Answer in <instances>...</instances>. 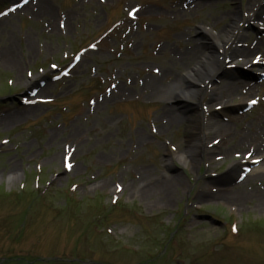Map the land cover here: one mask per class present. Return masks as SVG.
Masks as SVG:
<instances>
[{"label": "rangeland", "instance_id": "rangeland-1", "mask_svg": "<svg viewBox=\"0 0 264 264\" xmlns=\"http://www.w3.org/2000/svg\"><path fill=\"white\" fill-rule=\"evenodd\" d=\"M5 2L0 11L25 0ZM44 2L0 16V264H264V178L250 167L264 156L253 152L264 143V81L251 69L220 74V54L200 93L168 98L213 44L199 27L223 40L240 17L223 54L264 60V8L244 20L264 1ZM195 45L188 63L176 61ZM61 64L71 67L55 79ZM30 80L34 98H7ZM247 100L257 106L243 113ZM168 107L198 112L197 126L168 127ZM190 135L222 151L194 161ZM240 161L241 179L243 166L230 174ZM173 176L169 197L136 194Z\"/></svg>", "mask_w": 264, "mask_h": 264}, {"label": "bare ground", "instance_id": "bare-ground-1", "mask_svg": "<svg viewBox=\"0 0 264 264\" xmlns=\"http://www.w3.org/2000/svg\"><path fill=\"white\" fill-rule=\"evenodd\" d=\"M44 0H30L29 3L27 5H25V7H29V8H34V5H41V4H44ZM24 7V8H25ZM240 17L236 16V20L238 21V23L240 22ZM237 24H234L233 26H231L229 29H226L225 33H224V38L223 40L219 39V36L215 37V36H212L211 34L210 37L212 38L211 42H213L214 44H211L210 47H209V50L206 49L205 51H203L204 53L202 55H200V57L198 56V59L196 61H193L190 62L191 63V67H188L187 70L185 71L186 72V76L184 79H181L180 82L182 83V85H180V87H174V89L177 91V90H181L179 91L178 93H175V92H172L173 95L171 96V94L168 96L169 99H172L173 100V103L176 105L178 104L179 102H183L184 99H186V97H184V95H187L186 93L189 92L191 93V95H193L194 92L196 93H200L198 92L197 90H201V85H203L206 81V79H210V77L208 75H206V70L207 69H213V65L216 63V57L218 55H220V50L223 49L225 43L229 42L230 40L233 39L234 37V33H235V28L236 26L238 25ZM202 31L205 30L207 32V29L204 28V29H201ZM201 32V31H199ZM190 50H187L185 51L184 53H182V55L180 57H178V59L176 61H187L188 63V60H190L191 58H193L195 56V52L198 51V47L195 45V47L193 48H188ZM246 52V51H245ZM226 55V54H225ZM4 56V59H5V54L3 55ZM232 56V55H231ZM8 57V56H7ZM6 57V61L9 63V65H11L12 63L9 62L8 58ZM225 58V57H223ZM175 61V63H176ZM221 61V60H220ZM225 67V64L224 63H221L218 65V68L220 69H223ZM216 71V69H215ZM222 71V70H221ZM219 71V72H221ZM218 72V73H219ZM168 74V73H167ZM188 78V79H187ZM36 79V78H34ZM187 79V82L185 81ZM32 80H30L29 85H34V82H31ZM175 84L176 81H174ZM198 83H200L198 85ZM28 85V84H27ZM194 89L195 91H189L190 89ZM183 91V92H182ZM233 91V90H232ZM235 91V90H234ZM175 94V96H174ZM179 94H182V95H179ZM184 94V95H183ZM197 95V94H196ZM230 96H234L233 94H231ZM165 113H162L163 116L165 117L164 118V123L166 125H174V123H179V122H185L188 126L191 125H195L194 127L197 126V123H196V120L195 118L198 116V112L196 115L194 114H191V115H188V116H180L178 113H176L174 111V107H168L167 109L164 110ZM209 123H212V121H210V119H208ZM214 128V127H213ZM213 128H209L210 130H212ZM217 132H220V131H225L223 134L226 135V125L223 124V123H219V125L215 124V128ZM209 134L207 133L206 134V137L208 136ZM189 143L187 144L188 147V151L189 154L191 153L193 156H192V159L195 161V154H193V152L195 153H199V151L201 149L204 148V150L206 151L205 154L206 156H211L216 153V152H220L222 151V147H220L219 149H216L214 147H208V144H204V141L203 140H200L198 141L194 136L190 135V141H188ZM205 146V147H204ZM260 147H255L256 149L253 151L254 153H259L261 149H264V143H262V145L260 144L259 145ZM230 153H228L227 155H229ZM221 156L223 155V153L220 154ZM209 158L208 161L212 160V158ZM258 157H254L253 159H257ZM261 160H260V163L258 164L259 166L253 170V174L255 176H263L264 178V156H261L260 157ZM178 160L180 162H182L183 164H185V158L181 157V158H178ZM171 163L175 164L174 163V159L171 158ZM243 166V163L242 161H240L239 163H237L235 166H232L231 167V170H230V174H234L235 172H240V167ZM255 168V167H254ZM251 174V173H250ZM249 174V175H250ZM177 176H173L172 179L169 181H166L164 184L162 185H159V186H154L152 187L153 185L148 184V185H145V187H143L140 191H136V194H138L142 199H151L152 198V195L156 192V189L158 191H160L161 194H167V197L170 196V193H172L173 191V187L175 186V183L172 182L173 179H175ZM135 189V188H134ZM154 191V193L152 194V192ZM162 195V196H163ZM259 195H262V194H259ZM225 196V199L227 200H232L231 196H227L226 193L224 194ZM244 196H247V195H242V197ZM165 197V196H164ZM242 197H235L234 200H241Z\"/></svg>", "mask_w": 264, "mask_h": 264}, {"label": "snow or ice", "instance_id": "snow-or-ice-1", "mask_svg": "<svg viewBox=\"0 0 264 264\" xmlns=\"http://www.w3.org/2000/svg\"><path fill=\"white\" fill-rule=\"evenodd\" d=\"M25 2H27V0H25ZM130 15H131V13H130ZM253 103H254V101H253ZM66 166L70 167V165H66ZM117 190H119V189H117Z\"/></svg>", "mask_w": 264, "mask_h": 264}]
</instances>
